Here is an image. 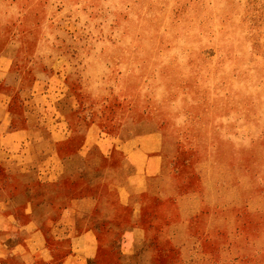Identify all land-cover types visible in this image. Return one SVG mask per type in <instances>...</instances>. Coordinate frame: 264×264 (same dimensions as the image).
Segmentation results:
<instances>
[{
    "label": "rangeland",
    "instance_id": "rangeland-1",
    "mask_svg": "<svg viewBox=\"0 0 264 264\" xmlns=\"http://www.w3.org/2000/svg\"><path fill=\"white\" fill-rule=\"evenodd\" d=\"M8 198L92 264H264V0H0Z\"/></svg>",
    "mask_w": 264,
    "mask_h": 264
},
{
    "label": "crops",
    "instance_id": "crops-1",
    "mask_svg": "<svg viewBox=\"0 0 264 264\" xmlns=\"http://www.w3.org/2000/svg\"><path fill=\"white\" fill-rule=\"evenodd\" d=\"M130 186L124 182L113 187ZM120 202L133 204L130 192ZM79 203L74 201L55 218L47 214L39 222L36 214L14 213L9 198L0 199V264H92L100 249V234L96 227L82 229L71 220L70 213L77 218Z\"/></svg>",
    "mask_w": 264,
    "mask_h": 264
}]
</instances>
